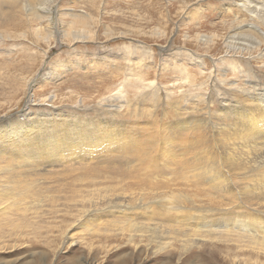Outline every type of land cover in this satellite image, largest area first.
Here are the masks:
<instances>
[{"label": "rangeland", "instance_id": "1", "mask_svg": "<svg viewBox=\"0 0 264 264\" xmlns=\"http://www.w3.org/2000/svg\"><path fill=\"white\" fill-rule=\"evenodd\" d=\"M256 98L264 103V0H0V264H264V201L252 206L257 191H245L257 177L217 152L258 118ZM61 122L112 126L138 143L38 171L8 148L18 125L63 133ZM175 126L198 150L187 169L160 156ZM216 167L231 194L207 182ZM141 205L160 217L147 223L198 229L184 211L207 212V224L224 214L226 226L131 235L120 222L146 220ZM238 212L261 225L239 231L229 223Z\"/></svg>", "mask_w": 264, "mask_h": 264}, {"label": "bare ground", "instance_id": "2", "mask_svg": "<svg viewBox=\"0 0 264 264\" xmlns=\"http://www.w3.org/2000/svg\"><path fill=\"white\" fill-rule=\"evenodd\" d=\"M247 28L249 30H253V31L255 30L254 32L260 34L258 29L253 26H248ZM255 100L256 102L253 104V107H254V111L258 114V118L250 124L247 130L238 129L236 131V133L239 136V142L232 143L230 144L229 147L222 146L217 150V152L220 155L224 156L222 160L226 161V162H222V165H227V166L231 165L233 170H237L239 172L251 173V174L254 173V175L257 177L255 178L256 181L252 184H248L247 189L245 190L246 193H250V194H252L255 190L258 192V193L256 192L257 194L255 197L257 198L256 200L255 198H253L250 201H248L251 205H252L251 202L252 200L253 202L254 201L258 202V200L262 202L264 201V160L257 161L258 157L264 156V103L263 101L259 102L257 98ZM227 108L230 110L229 106H227ZM23 116H25V114H23ZM220 117H222V114H220ZM51 122L54 123L55 121L53 120ZM61 124L65 128V131L63 133H57V131L54 128L53 129H48L45 127L41 128L42 126L41 124L35 126L34 128H28V129L26 127L18 125L17 129L11 133L12 136L10 137V139L16 140L15 145L10 144L8 148L10 147H12L13 149L15 148L16 149L15 153L24 157L23 160L25 162V166L26 167L29 166V168H32V170L38 171V168H40L39 166L42 167L54 166V162L57 161L59 163L61 158H63V160H61L63 161V163H67L69 161L72 162L76 160H84L86 158H91L93 156H98V157L113 156V155L122 156L128 153L133 154L134 148H136L135 145L138 143V140L135 137L134 138L131 137L130 139H128V136H126L124 133L113 131L112 126L110 128H105L103 126H102L103 128H101V126H98L97 129V126H95L94 123H86V127L77 129L78 126H74L71 123L65 124V122H61ZM210 131L212 132L211 129ZM167 134L168 136L166 138L163 137L164 139L163 138H162L163 140L161 139L162 150L160 156H174L176 158H179L180 160H182V162H180L182 168L183 169L189 168L190 162L188 161L193 159L195 156H198V150L191 148L193 144L190 142V139L193 137V135L190 133L188 128L183 126L181 128H178L176 126L172 127L171 130L167 132ZM175 134H177L178 138L182 141H173ZM183 148H185V151H183ZM183 156L186 157L183 158ZM199 159H200L199 157H196L197 161ZM222 169L223 168L221 167L214 168L213 169L214 173L207 175L209 176V180L207 182L209 183L210 187L212 188L218 187L220 190H223L224 193L231 194V191L230 193L227 192L231 189V186H226V184L220 181L224 179V178L222 179L220 178L221 174L219 171ZM200 175L204 176V173H201ZM30 184L35 187L34 181L31 182ZM38 184H40L39 180H38ZM158 205L161 211H165L168 209L171 210V208H173L169 206L168 207L164 206L161 203H158ZM251 205H249L250 207L247 206V209L248 210L251 209L253 211V209L251 208L253 205L252 206ZM127 208H129V210H132L133 212V209L136 207L127 206ZM140 208H141L140 209L141 215L142 214L147 215L146 220L137 219L133 217L130 218L129 217L130 214H127L128 219L120 222L122 224L121 228L123 230H128L129 233L133 232L131 233V235L148 232L149 235H156V238L158 234H160L161 236L162 235L171 236L174 234L175 236L179 237L178 235H176V233L183 237H190L192 236V233H190L191 231L197 232L201 228H204L206 230L205 233L210 235L211 232L209 230L211 229V226L213 225H216V227L226 226L225 224L226 218L224 217V214H219L217 218H213L218 223L213 224V222H211L212 224H207L208 222H210L209 221L210 219L206 215L207 212L206 214L204 212H203L204 214L201 213L200 214L201 216H193L191 215V213L190 214L184 213V211L182 212L180 211L181 213L180 218H182L183 214H185L186 216L184 215V217L186 219L187 218H189V220L196 219V224L201 223L200 226H196L198 229H193L191 227H188L190 224L188 222H187L188 226L178 225L179 228H174V225L173 223H171V221H176V222L180 221V220L177 221L176 218L175 219L170 218L167 221L165 220L166 222H164V219L161 218L163 219L162 221L164 223L161 222L147 223L148 221L149 222L158 221L160 217L157 218L158 213H156L155 209H153L149 205H141ZM178 209H181V207H178L177 210ZM133 215L136 214L133 212ZM160 215L164 216V214H160ZM252 217L253 214L251 213L238 212L237 216L233 217L229 221V223L235 224V226H237L239 231L245 232L250 227L257 228L261 225L256 223L257 220ZM143 221H147V222H143ZM263 232L264 229L262 230V233ZM203 233H201V235H204ZM252 236L256 238H260L258 237L260 236L258 234ZM262 238H264V235ZM262 244L264 243L262 242Z\"/></svg>", "mask_w": 264, "mask_h": 264}]
</instances>
